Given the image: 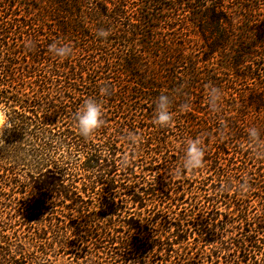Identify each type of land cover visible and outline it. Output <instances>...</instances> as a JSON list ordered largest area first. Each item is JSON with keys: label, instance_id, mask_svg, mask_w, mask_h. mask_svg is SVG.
I'll list each match as a JSON object with an SVG mask.
<instances>
[{"label": "trees", "instance_id": "16d2710c", "mask_svg": "<svg viewBox=\"0 0 264 264\" xmlns=\"http://www.w3.org/2000/svg\"><path fill=\"white\" fill-rule=\"evenodd\" d=\"M179 1L196 5L189 24L164 16L175 11L163 0H0V108L12 119L0 137V264H40L55 249L81 264H264V157L247 135L256 127L264 145V0ZM54 43L72 54L56 57ZM161 94L174 116L164 128ZM87 98L104 104L89 139L74 124ZM192 138L204 167L165 182Z\"/></svg>", "mask_w": 264, "mask_h": 264}, {"label": "clouds", "instance_id": "9594fccd", "mask_svg": "<svg viewBox=\"0 0 264 264\" xmlns=\"http://www.w3.org/2000/svg\"><path fill=\"white\" fill-rule=\"evenodd\" d=\"M97 38L103 40L109 36L108 30H98L96 33ZM25 47L31 49L34 47L33 42L28 40L25 42ZM49 51L58 58H65L72 54V48L67 44L54 43L49 45ZM101 96L110 95V91L107 87L100 89ZM223 98V91L218 87H211L208 90V103L210 110L216 112L219 110L220 104ZM172 103L168 94H161L155 100L154 107V124L164 128L169 127L173 123L174 116L170 110V104ZM188 104L181 105V108L187 109ZM104 104L100 99L87 98L83 101L81 106L74 113V124L78 134L85 139L93 137V135L103 127L104 125ZM0 120L4 121V127L11 129L9 125L12 124V119L9 117L7 108H0ZM2 128V129H3ZM0 129V130H2ZM249 144L256 150V155L264 157V145L260 143V131L256 127H250L247 130ZM128 143L130 149H135L140 143H142V137L135 132L129 131L121 137ZM183 158L178 167L168 170L170 176V182L172 177H179L184 173H194L204 167L205 164V150L201 146L199 139H188L185 141ZM107 155L106 153L104 154ZM131 162L128 155H124L121 158L120 166L127 169ZM250 188L247 179L239 183L235 190L241 194L246 193ZM233 190V185L230 182H226L222 185L221 191Z\"/></svg>", "mask_w": 264, "mask_h": 264}, {"label": "rangeland", "instance_id": "374dc122", "mask_svg": "<svg viewBox=\"0 0 264 264\" xmlns=\"http://www.w3.org/2000/svg\"><path fill=\"white\" fill-rule=\"evenodd\" d=\"M141 1L144 2L145 0H124V4H126V6L129 9L132 8H136V5H141ZM261 2L257 1V2H245V4L249 5L252 4L254 6L256 5H260ZM264 3V2H263ZM162 5L164 8L169 9L172 8V10H174L175 12L172 13V11L166 12L164 16L168 17V16H174L176 19L184 21L186 23L184 24H189V20L187 18L188 16V12L189 10L195 9V4L194 2H188V1H182L180 2L179 0L175 1V0H163ZM261 9V15L264 16L263 12H264V4L262 6ZM159 7H156L153 9V14H155L157 12ZM147 8L145 7L143 9V12H146ZM263 16H254L251 18L252 22L256 20H260L262 19ZM246 20L248 21L247 17H244V19H242L243 23H246ZM156 22L154 23L153 21L150 22L149 24H146L147 26H151L154 27L156 26ZM245 25V24H243ZM159 32V31H157ZM93 35V33H92ZM187 35H191V38L196 37L194 34V30H192V27H188V31H187ZM81 44V43H79ZM258 52H260V50H258ZM257 61H255V63H257ZM239 70V69H238ZM240 71V70H239ZM246 86L244 85V83L242 84V86L239 88L240 91H242ZM1 128L2 129L4 127V121L1 120ZM6 127L3 128L2 130H0V137L4 134ZM137 170V169H136ZM162 179L165 180V182H168L170 180L169 175L168 174H164L161 176ZM250 200V206L253 207L254 210H256V212H261V206L258 204V198L256 197V195H252V197L249 199ZM224 208V207H222ZM164 221H162L161 219L158 220V223H163ZM157 223V225H158ZM161 227V225L159 226V228ZM47 256L45 257V260H43L42 262H40V264H81V261H77L73 255H67L65 254L66 251H58V249L55 250H46L44 251ZM38 254V253H37Z\"/></svg>", "mask_w": 264, "mask_h": 264}, {"label": "bare ground", "instance_id": "6f19581e", "mask_svg": "<svg viewBox=\"0 0 264 264\" xmlns=\"http://www.w3.org/2000/svg\"><path fill=\"white\" fill-rule=\"evenodd\" d=\"M1 123H2V122H1V120H0V128H1Z\"/></svg>", "mask_w": 264, "mask_h": 264}]
</instances>
